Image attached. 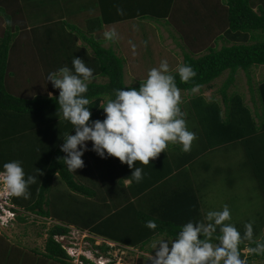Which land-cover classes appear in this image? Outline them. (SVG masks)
<instances>
[{
	"label": "trees",
	"instance_id": "1",
	"mask_svg": "<svg viewBox=\"0 0 264 264\" xmlns=\"http://www.w3.org/2000/svg\"><path fill=\"white\" fill-rule=\"evenodd\" d=\"M227 3L225 36L233 41V44L222 46L217 50L210 48L199 57L185 53L184 65L192 66L197 73L187 83L181 81L177 71L172 73L176 77L177 87L192 93L195 87L208 86L211 81L228 70L229 74L219 89L224 108H221L216 101L208 102L200 94L191 96V105L195 106V111L188 114L198 117L197 124L201 132L196 133L198 142L192 143L189 152H184L180 144L170 143L165 152H161L154 160H150L149 165H140L139 162H135V166L144 169V179L139 183L130 177L132 169H129L127 164L121 163L118 158H100L95 152L88 151L87 154L90 152L95 158L93 161H96V165L93 162L91 174L88 172L87 175H90L94 181H100L109 190L116 191L121 196L120 201L110 210H107L106 203L95 202V207H87V211L81 212L77 210L85 206V203L70 200L76 204V207L72 206V217L65 218V224H73L80 229L87 228L107 239L149 251L150 248H146L145 244L155 236H174L179 231L180 225L189 220H203L204 215L200 208V199H198V188L201 183L187 182L173 193L159 188L162 180L166 181L176 168L185 171L192 161L202 154L210 153L221 145L237 142L244 150L246 165L255 178L264 201V79L258 83L255 91V96L259 98L263 110L258 125L255 124L252 110L245 104L244 96L237 91L228 92L230 87L235 86V75L239 69L245 71L250 77L249 70L252 66L264 65V3L259 4L255 10L253 0H227ZM4 51L5 49L0 57V170L4 163L20 160L23 162L26 175L38 177L36 183L29 186L31 195L28 199L23 197L12 199L18 208H21L20 212L22 209L28 212L27 215H18L19 220L25 221L29 215L33 214L54 219L57 216H53L50 209L46 208V195L47 193L48 196L50 195L55 174L59 175V178L73 192L96 196V191L78 182L74 173L67 170L62 159L66 155L60 150V145L64 142L63 138L67 134L74 135L75 130L59 112L57 101L59 93L46 99L22 98L12 94L5 81L9 71L8 57ZM96 53L100 65L97 67L99 72L94 76H107L109 82H89V91L86 95L90 100L88 105L92 113L90 120L102 121L105 113L100 107L107 102L105 100L114 98L116 89L138 90L141 82L136 86L125 85L122 58L116 56L111 50L101 47H97ZM248 83L251 84L250 78ZM42 104L43 108L39 110ZM26 133H39V139L43 142H38L34 148H27V144H30L33 137L26 136L23 139ZM41 134L50 135V138H43L49 141L44 142ZM11 136L17 138H11ZM34 139L37 141L38 137ZM35 153L40 155L39 160L34 158ZM41 162L40 167L38 163ZM87 164L90 166V163L87 162ZM85 170L86 168H83L82 173H85ZM94 173L96 177L93 176ZM118 178L121 179V185L116 186ZM126 180L129 181L128 184H125ZM113 186L116 187L111 188ZM159 191L162 193L161 198L156 196ZM146 193L152 194L156 200H153L149 207L142 208L138 204H144L143 198H146ZM54 197L56 196L53 195ZM157 199L160 200L157 201ZM135 204L140 209H137ZM146 209L148 212L144 211ZM148 220L156 221L158 226L156 230L145 227ZM50 225L51 227L45 232L44 258L59 264H73L68 260L69 256L63 249L62 243L54 238L55 235L67 234L69 228L64 224L59 225L57 221H53ZM235 226L243 234L244 225L240 227L235 224ZM263 226L264 218L262 221L257 219V222L253 223L254 239L264 240V231H261ZM248 247H255V243L244 241L240 246L241 258L246 259L248 264H252L254 260L264 259L261 255L245 253L244 250L247 251ZM82 258L85 263L89 262Z\"/></svg>",
	"mask_w": 264,
	"mask_h": 264
},
{
	"label": "clouds",
	"instance_id": "2",
	"mask_svg": "<svg viewBox=\"0 0 264 264\" xmlns=\"http://www.w3.org/2000/svg\"><path fill=\"white\" fill-rule=\"evenodd\" d=\"M118 12L122 13V10L118 9ZM116 36L115 29L104 33L108 40ZM71 63L72 67L65 65L49 72L47 76V81L51 82L52 87L59 90L57 101L60 114L75 130V134H67L60 145V150L66 154L62 159L69 172L74 173L77 169L83 168L85 162L82 157L85 152L93 151L100 158L115 157L121 163L127 164L129 169H132L130 177L139 183L144 179V169L135 166V162L149 165L150 160L165 152L170 143L180 144L184 152L191 150L196 133L187 127L185 114L180 107V89L177 87L176 77L170 71L167 59L161 60L158 67L148 70L147 78L141 81L138 90L116 89L114 98L108 99L100 107L105 113L102 121L90 120L92 113L88 107L90 100L86 94L89 91V82L94 79L93 70L78 57H74ZM177 72L181 81L185 83L197 75L190 65H180ZM36 97L42 98L40 95ZM42 108L43 104L39 110ZM89 141L92 142L91 149L87 144ZM37 178V175H26L22 161L12 160L4 163L0 170V187L1 189L5 187L13 204V197L24 199L30 197L29 186L35 184ZM14 206L16 208L7 207L13 210L15 215L8 217L6 226L0 225V231L14 225L13 221L20 213L18 206L16 204ZM231 221V209L227 204L220 210L208 211L203 220H189L180 225L174 236L165 235L153 241L151 249L155 250V256L151 255V251L148 261H151V264H248L246 259L241 258L240 246L244 241L255 243V247L247 248L250 255L264 256V240L254 239L253 223H246L241 234ZM66 226L69 231L64 236L70 233V226ZM145 227L156 230L158 226L155 220H148ZM90 233L95 236L90 237L94 243L100 240L99 238L104 240L99 244L95 243L98 248L105 245L115 251L119 247L128 246ZM62 247L69 256L68 260L78 264L75 255L72 254L76 250L63 244ZM76 254H79L83 264H99L98 260H101L102 264L110 262L92 253ZM82 257L89 262L85 263Z\"/></svg>",
	"mask_w": 264,
	"mask_h": 264
},
{
	"label": "crops",
	"instance_id": "3",
	"mask_svg": "<svg viewBox=\"0 0 264 264\" xmlns=\"http://www.w3.org/2000/svg\"><path fill=\"white\" fill-rule=\"evenodd\" d=\"M253 1L254 10L259 4L264 3V0ZM81 6L85 7L84 11L78 10ZM227 6V0H0V10L2 7L6 13L0 12V57L4 49L5 55L8 57L9 72L6 74L5 81L11 80L13 78L12 75L19 80V77L29 75L26 80L21 81L22 85H26V87L19 96L33 99L37 95H40L42 98H50L58 94L59 90L53 88L51 82L47 81L49 72L55 71L65 65L72 67L70 62L74 57H78L84 60L86 66L93 70V74H97L99 72L97 67L100 65V60L96 53L98 46L96 44L90 45L88 42L95 41V37L103 41L105 39L104 33L116 26H120L119 32L123 33L127 31L126 36L121 38L125 43H127L130 30L140 26L144 28L145 32L150 31L157 35V29L153 26V24H156L155 22L153 23V18L156 19V22H158L157 20L165 19L171 24L172 28L174 27L170 30L171 36L167 33H163L161 36L163 41L171 42L173 48L179 49L172 40V38H176L173 32L181 34V41L185 43L190 42L189 48H181L185 51L182 55V65H184L185 53L193 57H199L201 54L208 52L210 48L217 50L222 46L233 44V41L225 36L227 29ZM118 9L122 10V13L118 12ZM148 17L152 19L148 21L146 19ZM135 22L138 23L128 27V25ZM193 42H197V45H193ZM201 42H207V44L200 46ZM122 46L124 47L123 44ZM101 48L111 50L116 56L122 58L124 68L126 66L125 63L129 62L128 57L123 54L120 48H111L109 43H104ZM200 48L204 52L196 56V51ZM118 51H121V53ZM177 53L176 55L178 56L180 52ZM50 57H53V59H50ZM160 62L161 60L158 61V64ZM30 63L32 66H30ZM174 65L171 67H174ZM25 67H32L33 72L31 74L27 73ZM38 68L42 69L40 71L44 76L43 84L40 81L38 82L37 79V74L40 72ZM176 71L174 70L173 72ZM238 71L241 70L239 69ZM225 72L229 71L226 70ZM217 80L215 78L208 86L200 88L205 87L211 90L214 87V82ZM92 81L102 82L101 79L95 77ZM37 83L38 86L36 87ZM12 84L14 85L15 81L10 82L9 85L11 86ZM27 89L30 90L28 94L26 93ZM197 89L198 87L194 88L195 91ZM185 94L186 96L190 95L186 92ZM192 95H194V91ZM211 100L215 101L214 99ZM187 103H192L191 97ZM245 104L252 110L255 124H260L261 117L255 116L260 113L263 114L260 100L257 99L253 105L246 101ZM41 136L42 139L50 138L48 134H41ZM14 137L15 139L17 138L16 136H11V138ZM43 140L44 142L49 141ZM37 141L43 142L40 141L39 136ZM35 145L37 146V144H34L33 148ZM159 170L163 171L161 168ZM188 174L180 168H176L166 181L162 180L159 188L175 193L187 182L192 183L191 176ZM170 178L172 180L168 181ZM161 189L160 191H162ZM160 191L156 193L157 198L162 197ZM102 195L97 197V195L88 196L83 194L85 198H95L92 200L94 201V207L96 206L95 202L98 204L106 203L107 210L113 209V205L117 204L121 197L113 190H110L108 196L104 193ZM131 199L134 200V198ZM153 200H156L155 197L152 194L146 193V198H143L144 204H138V206L142 208L149 207ZM159 200L157 199V201ZM89 202L83 201L82 203L88 205ZM138 206L136 205V208L140 209ZM144 211L148 212L147 209ZM44 219L50 220V217H44ZM83 230L91 232L87 228ZM6 250L9 252V255L11 253L12 258L10 259L12 261L19 259L25 263L28 250L24 249V251H21L15 249L12 253L8 243L4 242L2 244L0 242V264H7L5 261ZM34 250L36 256L28 255L33 264H55L52 260L45 261L46 258L42 256L45 248Z\"/></svg>",
	"mask_w": 264,
	"mask_h": 264
},
{
	"label": "rangeland",
	"instance_id": "4",
	"mask_svg": "<svg viewBox=\"0 0 264 264\" xmlns=\"http://www.w3.org/2000/svg\"><path fill=\"white\" fill-rule=\"evenodd\" d=\"M78 10L84 11L85 7L81 6ZM1 11L5 13L2 7L0 12ZM146 19L150 21L152 18L148 17ZM155 20L156 19L153 18V23H156L153 24V26L157 29V35L150 31L145 32L144 28L140 26L138 28L130 30L127 38V43H125L121 40V38L126 36L127 31L123 33L119 32L120 26H116L113 27V29H115L117 33V36L114 39L108 40L105 38L102 41L99 38L95 37V41L88 42V44H96L98 47H102L104 43H109L111 48L117 47L121 49L123 54L128 57V60L131 63L130 64L127 61L125 63V68L123 67L124 83L127 86H136L139 82L145 80L147 78L148 70L152 67H158V61L160 60L167 59L170 71L172 70L171 73L174 70H177L180 65H182V55L185 51H183L181 48H189L190 42L185 43L184 41H181V34H176L173 32V35L176 38H171L174 41L175 46L179 49L173 48L171 42L163 41L161 36L163 33H167L169 36H171L172 34L170 33V30L174 27L172 28L171 24L165 19L157 20L158 22H156ZM137 23L138 22L131 23L130 25H128V27ZM256 34L258 33L256 32ZM122 44L124 45V47L122 46ZM192 44L197 45V42H193ZM200 44V46H205L207 42H201ZM133 45H135V50H133ZM121 51L118 52L121 53ZM177 52H180L178 56L176 55ZM203 52L204 51L201 48L198 49L196 51V56ZM50 59H53V57H50ZM155 61L157 62L155 63ZM71 62L70 65L72 66ZM173 64H175L174 67H171ZM30 66H32L31 63ZM25 70L29 74L33 72L32 67H25ZM40 70L42 69L38 68V71ZM37 75L38 82L40 81V83L43 84V73L40 71ZM227 76L228 72H225L219 78H217L218 80L216 82H214L213 89L209 90L205 87L201 90L197 89L196 91L194 90V95L200 94L205 99L209 98L208 101H210V99H214L219 103L221 108H224L221 101H218L221 100L219 89L222 85V82ZM249 76L250 77H248L243 70L238 71L235 75V86L230 87L228 89V92L231 93L233 91H237L242 96H244V100L247 103L253 105L256 100L259 99L257 96H255V91L257 90L258 83L264 79V65L252 66L249 70ZM12 77L13 78L11 80L7 81V84L11 90V93L16 96L23 92V90L25 89L26 85L23 86L21 81L26 80L29 75H23L22 77H19L20 80L13 75ZM94 77L101 79V83L109 82V78L107 76L95 75ZM249 78L251 80V84L248 83ZM13 81H15V84H12L10 86V82ZM37 86L38 83L36 84V87ZM29 92L30 90L27 89L26 93L28 94ZM180 95V107L182 112L185 114L184 118L187 121L188 129L194 131L195 133H201L200 127H198L199 124H197L198 117L196 115L194 117L190 116V113H193L195 111V106L187 103L189 98L193 95L186 96L185 92L182 90H180ZM105 101H107V99ZM188 112L190 113L188 114ZM255 116L262 117V114L260 113ZM38 135L39 133H26L23 139L26 138V136L33 137V139L30 140V144L27 145L28 148H31L34 144L38 143V141L34 139L35 137H38ZM195 142H198L197 135L193 143ZM87 144L88 147H90L92 145V142L89 141L87 142ZM87 152H85L84 156L82 157L85 162V166L83 168H86V174L82 173L83 168H81L77 169L74 172V177L80 183L84 184L87 188L91 190L94 189L96 191L95 195H97V197L103 196L102 193L108 196L110 190L107 187L103 186L100 181H94V179H92L90 175H87L88 172H90L91 174L93 162L96 165V161H93L95 158L91 156L90 152L88 154ZM39 156L40 155L35 153L34 158L39 160ZM246 161L247 160L244 154V150L241 148L239 143H229L221 145L220 147H218V149H215L210 153L202 154L201 156L196 158L195 161H192V164L184 171L187 174L189 173L188 175L191 176L192 182L196 184L201 183V186L198 188V196L200 199L201 211L204 213L203 216H205L208 211L220 210L225 204H227L231 209V222L233 224H238V226L241 227V225H245L249 222L256 223L257 219L262 221V219L264 218L263 197L259 188L257 187L255 178L246 165ZM87 162L90 163V166H88ZM41 164L42 162L40 164L38 163L40 167ZM94 174L95 175L93 176L96 177V173ZM120 180V178L116 180V186L121 185ZM171 180L172 179L170 178V180L168 181ZM125 182L126 184L129 183V181L127 180ZM116 186H113L111 188H114ZM49 194V196L48 193L46 195V208L50 209L52 215L57 217H54V219L50 217V220H48L42 218L41 216L33 214L29 215L25 221H21L17 218L15 221H13L14 225H11L12 227L0 231V242L2 244L4 242L8 243L12 253L15 249H19L21 251H24V249H26L28 250V255L36 256V254L34 253V248L37 247L39 250L44 248V244L46 241L45 232L47 231V229H49V227H51L50 224L53 223V221H57L59 225H67L64 223V220L67 217H72L71 209L72 206L76 207V204H74L75 201H90L88 206L85 203L86 205L79 207L77 211L80 210L81 212H84V210L87 211V207H94V201L92 200H94L95 198H85L83 195L71 191L57 174H55L54 176L52 188ZM53 195L56 197L53 198ZM70 200H74V202ZM20 210L21 208H19V212ZM27 214L28 212L23 209L18 215ZM69 226L70 233L66 235L61 241V243L65 247H72L74 250H76V253H87L88 255H91L92 253V255H100L102 256L104 261H110L109 264H151V261H148V257L152 251L151 244L153 241L161 237L160 235H157L145 244L146 248H150L149 251L140 250L139 248L133 246H127L126 248H123L119 247V245V249L113 251L111 248H107L106 246L98 248L88 235L85 236L82 230L77 229L73 224ZM261 231H264V226L263 228H261ZM30 248L33 249L30 250ZM6 252L7 255L5 257V261L7 262V264L8 262L9 264L23 263V261L19 259H14L12 261L10 259L12 258L11 253L9 255V252L7 250ZM245 253H247L246 250ZM28 255L25 263L23 264H33ZM151 255L155 256V250L152 251ZM45 261L48 260L46 259ZM53 262L55 264H58L55 261ZM252 264H264V259L254 260Z\"/></svg>",
	"mask_w": 264,
	"mask_h": 264
},
{
	"label": "built area",
	"instance_id": "5",
	"mask_svg": "<svg viewBox=\"0 0 264 264\" xmlns=\"http://www.w3.org/2000/svg\"><path fill=\"white\" fill-rule=\"evenodd\" d=\"M7 207H15L14 204L11 203V197L10 195L7 194L5 187L3 186L2 189L0 187V225L1 226H6L8 224V217H12L13 215H15V212L11 209H8ZM5 212V213H3ZM83 233L85 234V236H89V237H93L95 238V236L88 232V231H83ZM64 235H56L55 238L58 241H62L64 239ZM100 240H96V244H99L102 240L101 238H99ZM110 246H113L112 243L107 242ZM73 255H75V260L78 262V264H83L82 261L79 258V254H76V252H72ZM99 264H102L101 260H98Z\"/></svg>",
	"mask_w": 264,
	"mask_h": 264
}]
</instances>
